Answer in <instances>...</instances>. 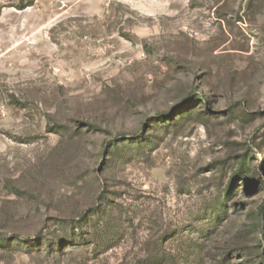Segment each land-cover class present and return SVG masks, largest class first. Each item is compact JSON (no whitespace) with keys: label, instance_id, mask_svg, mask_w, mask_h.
Instances as JSON below:
<instances>
[{"label":"rangeland","instance_id":"rangeland-1","mask_svg":"<svg viewBox=\"0 0 264 264\" xmlns=\"http://www.w3.org/2000/svg\"><path fill=\"white\" fill-rule=\"evenodd\" d=\"M0 264H264V0H0Z\"/></svg>","mask_w":264,"mask_h":264},{"label":"trees","instance_id":"trees-1","mask_svg":"<svg viewBox=\"0 0 264 264\" xmlns=\"http://www.w3.org/2000/svg\"><path fill=\"white\" fill-rule=\"evenodd\" d=\"M28 6H30V4L28 5ZM28 6H26V7H28ZM21 10V9H20ZM78 228H73L72 229V232H71V234H72V236L74 237L72 240H76V239H81V235H80V233L79 234H75L78 230H77Z\"/></svg>","mask_w":264,"mask_h":264}]
</instances>
